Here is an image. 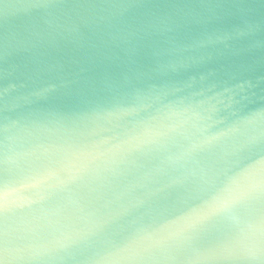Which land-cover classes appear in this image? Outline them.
Listing matches in <instances>:
<instances>
[{"label":"water","instance_id":"1","mask_svg":"<svg viewBox=\"0 0 264 264\" xmlns=\"http://www.w3.org/2000/svg\"><path fill=\"white\" fill-rule=\"evenodd\" d=\"M44 2L62 7L48 16L34 7ZM233 96L241 112L229 107ZM133 97L148 107L122 123H147L160 134L91 166L100 150L87 145L97 139L89 133L108 126L106 113ZM204 99L214 148L193 156L167 133L164 106ZM261 108L264 0H0V128L9 125L10 154L43 145L78 161L39 187L15 185L8 228L64 245L31 264H92L109 241L176 231L212 182L226 184L260 160L239 143L257 141L264 151ZM174 254L175 264H204L206 255Z\"/></svg>","mask_w":264,"mask_h":264},{"label":"clouds","instance_id":"2","mask_svg":"<svg viewBox=\"0 0 264 264\" xmlns=\"http://www.w3.org/2000/svg\"><path fill=\"white\" fill-rule=\"evenodd\" d=\"M52 16L62 6L54 3L34 5ZM140 93H137V97ZM35 103V100L29 101ZM207 99L191 104L182 109L165 105L166 117L171 123L167 133L175 134L186 142V151L193 156L212 151L213 143L206 135L208 121L213 119L207 108ZM239 101L233 96L229 107L236 113L241 112L236 106ZM147 104H136V97L126 103L115 106L106 113L108 126L94 128L89 135L97 137L91 145L100 150L99 156L89 163L93 167L105 163L103 157L113 149H126L133 142L140 141L147 134L154 133L147 123H137L130 129L122 121L125 117H135ZM264 111V108L260 109ZM254 115V114H253ZM9 125L0 128V146L6 159L16 158L18 167L25 178H47L54 171H60L67 165L78 163L69 151L49 152L43 145H34L16 154H10ZM257 141L239 143L240 150L255 153L264 159V151L256 150ZM77 147L79 144L76 145ZM251 184V190L249 185ZM221 201H230L229 210H222ZM206 217L205 223H193L188 219L177 225V230L184 231L183 239L174 240L170 235L156 239L148 238V243L132 251H124L111 246H102L94 251L92 264H175L179 259L174 253L188 244H196L204 237L211 235L213 243L229 249L214 255L206 254L201 259L204 264H264V171L256 168L249 176L239 175L228 183L212 182L211 194L197 209ZM27 242L22 246L25 254L18 258L23 264L43 259L49 252L62 251L64 245L58 239L47 243H38L34 233L26 231Z\"/></svg>","mask_w":264,"mask_h":264},{"label":"snow or ice","instance_id":"3","mask_svg":"<svg viewBox=\"0 0 264 264\" xmlns=\"http://www.w3.org/2000/svg\"><path fill=\"white\" fill-rule=\"evenodd\" d=\"M259 168L264 171V159H260L256 165L250 169L247 174L250 176L252 172ZM46 183V178L31 177L25 178L18 167V162L6 159L2 146H0V264H17L18 258L25 254V248L22 246L27 242L28 235L26 231H12L8 228L7 220L10 213L14 212L17 202L13 199L20 189L16 188V184H21L25 188H36ZM251 190V184L249 185ZM222 210H229L230 201H221L218 205ZM188 220L193 223H205L206 217L196 210ZM184 231L177 230L170 234V238L181 240ZM210 243L204 242L202 237L196 244H188L186 247L178 249V251H187L190 249L203 250L208 255H214L220 252H228L229 249L213 243L211 235ZM148 238L137 237L131 244H119L116 241H109L111 247H115L124 251H132L135 248L148 243Z\"/></svg>","mask_w":264,"mask_h":264}]
</instances>
